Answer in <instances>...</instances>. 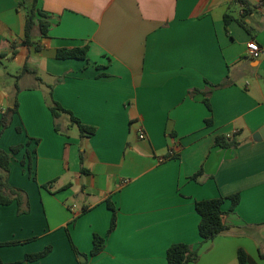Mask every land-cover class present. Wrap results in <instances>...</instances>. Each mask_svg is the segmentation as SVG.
<instances>
[{"label": "crops", "instance_id": "obj_1", "mask_svg": "<svg viewBox=\"0 0 264 264\" xmlns=\"http://www.w3.org/2000/svg\"><path fill=\"white\" fill-rule=\"evenodd\" d=\"M32 1L0 0V122L18 102L0 147L24 145L9 180L31 204L22 215L16 202L1 207L2 264H168L177 243L198 251L189 264H240V250L264 264V139L254 140L264 128V0H250L248 31L225 24L243 14L234 0H39L50 22L47 37L34 30L40 51L23 45ZM85 47L86 60L57 59ZM227 79L212 112L190 95ZM51 93L95 134L82 136L67 114L55 121ZM234 133L241 147H214ZM235 194L234 210L223 204L228 229L203 243L196 201ZM96 234L105 248L90 256Z\"/></svg>", "mask_w": 264, "mask_h": 264}, {"label": "trees", "instance_id": "obj_2", "mask_svg": "<svg viewBox=\"0 0 264 264\" xmlns=\"http://www.w3.org/2000/svg\"><path fill=\"white\" fill-rule=\"evenodd\" d=\"M39 0H33L30 6L26 7V23H25V36L23 40V45L25 46H35L36 50L40 51L42 47L39 44H36L33 41L34 38V30L38 26L41 37H47L50 22L48 14L43 11L38 6ZM236 3L240 4L243 7V14L239 19L235 18L230 13L225 15V24L228 27L229 24L233 21H237L241 26H243L247 31L248 23L246 22V18L254 13L256 7L250 2V0H234ZM37 19L39 22L37 23ZM38 24V25H37ZM88 54V48H74V49H59L57 51V59H79L86 60ZM28 71V67H25L22 73ZM231 85V81L229 79L224 82L214 85L213 89H209L207 91L194 90L190 92L191 96H195L197 94L203 95V102L207 106L210 112H212V105L210 102V97L213 93L214 89H222ZM50 110L55 119H59L62 114H67L70 116V119L74 125H76L82 136H91L96 132V128L87 126L81 122L79 118H77L71 111L63 108L58 102L53 99L52 93L50 94ZM18 112V102H16L15 107L13 109H8L5 113H2V118L0 122V135L3 133L5 129H7L12 122V118L14 114ZM207 125H212L213 119L210 117L206 120ZM56 130L59 132L60 127L58 124L55 126ZM19 131L21 129H18ZM243 145V141L239 139V134L234 133L231 135H218L214 142V147H221L225 149H237ZM24 145H17L10 148L9 151L3 150L0 147V210L3 206H8L14 202H16L19 206V215L27 214L31 210V204L28 193L22 188L13 186L10 183L9 176L11 172V163L16 154H18ZM25 164V161H22ZM29 169L31 170V164L28 163ZM32 173V170H31ZM32 175V174H31ZM33 179L36 180V177L33 176ZM226 199H230L232 201L231 208L234 210L236 206L240 202V195L235 194L229 196L228 198H216L209 200L196 201V211L200 215V223H199V234L202 239V242H208L224 231L228 229V226L224 223V215L225 212L223 210V204ZM113 209L112 221L109 229V234L112 233L117 227V213L112 205H109ZM74 251L82 258L88 259V255L81 254L78 252L74 245ZM105 248V238L96 234L93 240V249L90 253V256L99 255L103 249ZM52 248L47 247L41 252H37L34 254H28L25 257L27 261H36L44 258L51 252ZM264 257V255H263ZM199 259V253L197 250H194L191 245L185 243H177L173 244L167 251V261L168 264H189L191 262H196ZM248 257L244 250L239 251V263L247 264ZM2 260L0 257V264H2Z\"/></svg>", "mask_w": 264, "mask_h": 264}, {"label": "built area", "instance_id": "obj_3", "mask_svg": "<svg viewBox=\"0 0 264 264\" xmlns=\"http://www.w3.org/2000/svg\"><path fill=\"white\" fill-rule=\"evenodd\" d=\"M248 52L249 56L254 60L259 59L263 54V50L256 40H252L248 43ZM145 137V133L141 131L140 138L144 139Z\"/></svg>", "mask_w": 264, "mask_h": 264}, {"label": "water", "instance_id": "obj_4", "mask_svg": "<svg viewBox=\"0 0 264 264\" xmlns=\"http://www.w3.org/2000/svg\"><path fill=\"white\" fill-rule=\"evenodd\" d=\"M264 139V128H262L259 132H257L255 135H254V140L255 141H262Z\"/></svg>", "mask_w": 264, "mask_h": 264}, {"label": "rangeland", "instance_id": "obj_5", "mask_svg": "<svg viewBox=\"0 0 264 264\" xmlns=\"http://www.w3.org/2000/svg\"><path fill=\"white\" fill-rule=\"evenodd\" d=\"M75 128H77V127H75Z\"/></svg>", "mask_w": 264, "mask_h": 264}]
</instances>
